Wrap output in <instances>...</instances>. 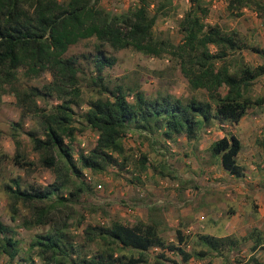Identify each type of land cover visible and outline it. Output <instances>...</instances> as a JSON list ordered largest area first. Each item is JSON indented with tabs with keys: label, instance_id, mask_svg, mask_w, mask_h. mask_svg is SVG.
Instances as JSON below:
<instances>
[{
	"label": "trees",
	"instance_id": "1",
	"mask_svg": "<svg viewBox=\"0 0 264 264\" xmlns=\"http://www.w3.org/2000/svg\"><path fill=\"white\" fill-rule=\"evenodd\" d=\"M188 1L190 8L179 22L182 41L176 45L155 34L158 19L169 16L171 0L161 2L154 10L148 0H141L136 8L121 14L106 11L100 0H0V88L10 87L22 116L32 113L42 120L43 137L32 132L28 136L40 155L41 166L57 173V179L46 187L22 188L18 182L16 187H6L14 200V215L19 203L31 211V217L23 221L24 229L51 227L48 233L37 235L29 248L38 249L43 264H148L153 248L177 251L187 262L194 256L203 260L210 253L218 255L238 245L229 237L199 235L197 245L205 250L188 253L181 247L167 245L158 218L133 226L119 220L108 226L89 225L84 230L82 246L74 245L68 233L69 220L76 213L69 203L77 202L89 190L83 182L84 171L101 174L111 167L125 169L130 156L124 140L130 131L159 134L168 142L180 137L192 142L214 120L239 124L251 109L264 105V94L256 99L251 95L256 82L264 77V63L256 67L248 65L242 55L244 50H251L264 59V49L241 43L236 32L208 24L210 11L205 0ZM245 9L263 14L264 3L229 0L228 11L232 16H243ZM91 39L97 43L95 75L90 82L93 90L97 88L98 98L90 102L82 120L87 128L98 133V139L93 149L79 154L75 161L72 150L77 132L75 108L81 105L83 69L77 57L66 54L71 47ZM106 47L115 52L133 50L150 58L175 59L190 89L204 91L208 99L184 101L171 94L151 99L140 88L111 86L103 72L114 67L117 59L106 54ZM20 71L28 78L49 72L52 82L42 89L23 88L18 82ZM39 96L55 97L60 103L50 110L42 109L37 104ZM14 142L17 149L14 163L21 169L32 170L35 163L21 153L17 137ZM260 145L264 147V139ZM242 149V141L231 135L214 142L210 152L231 176L243 178L245 170L237 161ZM3 158L7 155L0 149V163ZM149 168V157L142 154L135 166L137 176L141 178ZM161 175L167 177L170 173ZM63 191L66 196L59 194ZM100 210L109 216L104 208ZM67 211L64 223L59 224L57 217ZM85 220L81 215L78 226ZM12 232L0 223L1 234L11 233L0 245L11 264L21 252ZM177 236L183 245L184 236L181 232ZM242 240L246 242L249 238ZM259 244L257 241L253 250ZM92 246H96V251L88 254L85 249ZM28 261L36 264L32 258Z\"/></svg>",
	"mask_w": 264,
	"mask_h": 264
},
{
	"label": "rangeland",
	"instance_id": "2",
	"mask_svg": "<svg viewBox=\"0 0 264 264\" xmlns=\"http://www.w3.org/2000/svg\"><path fill=\"white\" fill-rule=\"evenodd\" d=\"M140 1L100 0V5L112 14H121L136 8ZM148 1L154 10L165 0ZM261 1L264 3V0ZM171 2L169 16L158 19L155 34L177 45L183 37L179 22L189 10L190 3L188 0ZM205 2L210 11L206 20L208 24L220 25L226 31L236 32L241 43L264 49V13L258 14L254 10L245 9L243 16L235 17L228 11L229 0ZM96 43L95 39L82 41L71 47L66 54L67 57H77L83 69V74L80 75L81 105L75 108L77 132L72 143L75 161L79 154H86L93 149L98 139V133L87 128L82 120L90 102L98 98L97 88L93 90L90 82L91 77L95 75ZM104 50L108 56L117 59L114 67L105 68L103 72L106 82L113 87L125 85L140 88L151 99L166 94L184 101L192 98L203 101L208 99L204 91L195 92L190 89L179 64L169 56L156 59L133 50L115 52L110 47ZM212 50L215 51V48L212 47ZM242 55L248 65L256 67L264 63V59L251 50H244ZM18 82L23 88L42 89L52 82V76L45 72L39 77L28 78L20 71ZM9 90L8 86L0 88V149L1 153L7 155L0 163V223L13 231L12 235L19 241L21 252L13 264H29L30 258L36 264H43L38 249L30 251L29 248L37 235L48 233L51 227L24 229L23 221L31 217V211L19 203L17 215H14V200L6 187H16V182L20 183L22 188L46 187L57 179V173L41 166L40 155L34 151L28 136V133L32 132L37 137H43L42 120L32 113L22 116V109L18 107L16 98ZM263 94L264 77H261L251 95L256 99ZM129 100L134 101L132 97ZM59 103L55 97L37 98V104L42 109L50 110ZM231 135L237 136L243 144L237 158L239 165L245 170L243 178L231 176L223 169L220 159L213 158L210 152L214 142ZM14 137L21 142V153L35 163L32 170L21 169L14 163L13 158L17 151ZM263 139L264 105L251 109L239 124H221L214 120L199 133L198 139L192 142L185 137L168 142L159 134L130 131L124 140L130 156L125 169L111 167L101 174L84 171L83 182L89 190L77 202L69 203L76 211L68 223L70 240L76 246L84 245L83 233L89 225L108 226L111 221L119 220L133 226L139 221L148 222L151 218H158L162 221L161 234L167 245L181 247L188 253L205 250L197 245L199 235L229 237L237 241L238 245L233 249L226 248L218 255L210 253L203 260L194 256L187 262L177 251L151 250L148 264H205L210 260L213 264H264V247H257V253L252 255L255 251L254 244L261 241L259 238L264 234V217L260 220L256 218V214H260L258 206L255 207L254 214L253 209L249 210L252 197L249 196L250 193H246L252 190L264 192V147L260 145ZM142 154L148 155L150 168L140 178L135 166ZM168 172L170 175L167 177L161 175ZM73 179L76 180L75 177ZM59 194L66 196L65 191ZM52 200L55 201L56 197ZM96 208L99 210L94 212ZM100 208H104L109 216H104ZM67 213L69 211L57 217L59 224L64 223ZM81 215L85 216L86 220L82 226H78ZM178 232L184 236L183 245L178 242ZM7 235L11 233H0V245ZM244 237L249 240L243 241ZM85 251L91 254L96 251V246L87 247ZM0 264H11L1 250Z\"/></svg>",
	"mask_w": 264,
	"mask_h": 264
},
{
	"label": "crops",
	"instance_id": "3",
	"mask_svg": "<svg viewBox=\"0 0 264 264\" xmlns=\"http://www.w3.org/2000/svg\"><path fill=\"white\" fill-rule=\"evenodd\" d=\"M246 193H250L249 196L252 197V201H250L249 203V210L253 209V214H254L255 213L254 209L255 207L258 206V210L260 214L259 215L256 214V218H258L259 220L262 219L264 217V192L252 190L250 192L247 191ZM235 220L236 219H234L233 222H235ZM259 240L261 241L258 248L264 247V234L260 236ZM257 251L258 249H256L252 255L256 254Z\"/></svg>",
	"mask_w": 264,
	"mask_h": 264
},
{
	"label": "built area",
	"instance_id": "4",
	"mask_svg": "<svg viewBox=\"0 0 264 264\" xmlns=\"http://www.w3.org/2000/svg\"><path fill=\"white\" fill-rule=\"evenodd\" d=\"M152 250L155 251V252L162 251V249H159V248H153Z\"/></svg>",
	"mask_w": 264,
	"mask_h": 264
}]
</instances>
